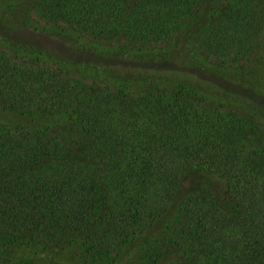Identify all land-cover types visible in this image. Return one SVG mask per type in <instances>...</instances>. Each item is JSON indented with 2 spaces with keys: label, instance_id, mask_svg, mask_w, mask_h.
<instances>
[{
  "label": "trees",
  "instance_id": "16d2710c",
  "mask_svg": "<svg viewBox=\"0 0 264 264\" xmlns=\"http://www.w3.org/2000/svg\"><path fill=\"white\" fill-rule=\"evenodd\" d=\"M30 28L120 52L99 58L112 78L147 81L0 46V111L47 124L0 123V264L29 246L80 247L88 264H136L139 246L145 264H264V0H31L0 14V36ZM194 57L238 71L225 80L247 107L152 74L188 76Z\"/></svg>",
  "mask_w": 264,
  "mask_h": 264
},
{
  "label": "rangeland",
  "instance_id": "374dc122",
  "mask_svg": "<svg viewBox=\"0 0 264 264\" xmlns=\"http://www.w3.org/2000/svg\"><path fill=\"white\" fill-rule=\"evenodd\" d=\"M31 0H4L0 5V14H6L10 12V7H20V9L28 7ZM27 9V8H26ZM34 27V25H31ZM30 39L24 40L18 37H3L0 36V46L8 48L12 51H17L19 54L40 58L51 64L64 68L67 71H79L86 75L95 77L96 75L107 80L117 83L120 87L131 88L140 87L147 80H136L135 84L129 77L123 75L121 72L118 79L112 77L113 74L105 68L104 64L99 61L100 57L109 56L115 52L122 55V53L115 50L106 49L101 46H97L86 39L78 37L73 32H68L61 35L63 39H59L53 34L52 30L46 28L39 29L37 32L29 30ZM38 35V36H37ZM45 38L48 42L46 46L38 47L32 42L35 37ZM42 40V39H41ZM33 45H29L28 42ZM155 53L148 56H155ZM159 56V55H158ZM191 65L195 64L192 74L185 75L177 70L164 71L162 68L160 72H152L157 76V81L169 83V85L175 88H184L202 97L207 98L210 101L232 105L236 107H247L249 104V97L241 96L237 93L230 84H227L225 79L235 80L238 78V71L218 68L211 65L209 62L204 61L201 57H194L190 60ZM240 74V73H239ZM260 77V74H257ZM159 77V78H158ZM154 79V78H149ZM148 79V80H149ZM239 79V78H238ZM237 79V80H238ZM240 81V79L238 80ZM242 81H247V84L251 85V77L243 78ZM264 88V87H263ZM0 123L3 125H9V127H27L32 130H39L46 127V123L26 115L14 114L7 111H0ZM24 247V246H23ZM22 247V248H23ZM72 250V249H71ZM146 246H139L137 251L136 264H145L144 254L147 252ZM77 256V257H75ZM83 256V250L80 247L67 252H52L43 250L41 247H28L27 250H23V253L12 259V264H88L85 262Z\"/></svg>",
  "mask_w": 264,
  "mask_h": 264
}]
</instances>
